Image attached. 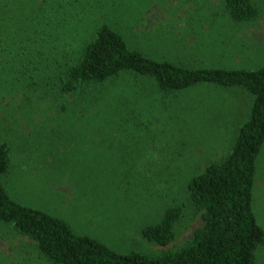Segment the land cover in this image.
Masks as SVG:
<instances>
[{
  "label": "rangeland",
  "instance_id": "1",
  "mask_svg": "<svg viewBox=\"0 0 264 264\" xmlns=\"http://www.w3.org/2000/svg\"><path fill=\"white\" fill-rule=\"evenodd\" d=\"M256 1L258 16L239 22L222 0H75L73 32L44 55L40 71L18 72L36 65L24 56L9 57L8 67L1 59L0 142L10 153L2 182L11 198L62 217L76 234L118 252L185 245L202 224L188 202L187 180L226 155L248 109L246 92L201 84L165 94L150 79L122 72L86 92L63 94L58 74L101 14L154 59L257 68L264 64V0ZM251 193L264 231V142ZM169 205L182 208L174 238L166 245L145 240L142 226L157 222ZM255 255L254 264H264V240ZM45 262L31 239L0 221V264Z\"/></svg>",
  "mask_w": 264,
  "mask_h": 264
},
{
  "label": "trees",
  "instance_id": "2",
  "mask_svg": "<svg viewBox=\"0 0 264 264\" xmlns=\"http://www.w3.org/2000/svg\"><path fill=\"white\" fill-rule=\"evenodd\" d=\"M222 3L234 21H250L259 14L256 0ZM73 27L75 0H0L2 67L9 66V57L24 56L26 62L36 65H20L18 72L40 71L44 55H51L48 51L59 43L65 45L61 37L71 34ZM92 28L77 55L65 61L59 71L60 93L86 92L122 72L150 79L165 94L201 84L238 87L246 92L248 109L226 155L208 162L187 180L188 202L201 213L202 224L178 249L156 254L118 252L95 238L76 234L62 217L12 199L2 182L10 159L4 142H0V221L31 239L46 264H254L256 250L264 240L251 206L255 160L264 142V64L242 69L192 67L154 59L131 47L124 32L103 14ZM61 56L66 60L67 52ZM181 213L180 206H167L157 222L142 226L141 236L157 245L168 244Z\"/></svg>",
  "mask_w": 264,
  "mask_h": 264
}]
</instances>
